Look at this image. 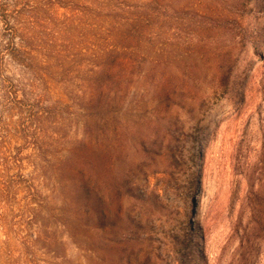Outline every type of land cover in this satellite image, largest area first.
Listing matches in <instances>:
<instances>
[{"label":"rangeland","instance_id":"obj_1","mask_svg":"<svg viewBox=\"0 0 264 264\" xmlns=\"http://www.w3.org/2000/svg\"><path fill=\"white\" fill-rule=\"evenodd\" d=\"M189 72L206 145L196 179L197 150L175 176L188 182L167 213L174 261L264 264L262 234L242 255L249 191L264 187V0H0V264H150L136 244L104 256L99 125L152 103L154 76Z\"/></svg>","mask_w":264,"mask_h":264},{"label":"trees","instance_id":"obj_2","mask_svg":"<svg viewBox=\"0 0 264 264\" xmlns=\"http://www.w3.org/2000/svg\"><path fill=\"white\" fill-rule=\"evenodd\" d=\"M17 31V26L13 25L10 32L16 35ZM11 42L13 52L19 53V43L14 39ZM173 79L181 80L184 86L171 84ZM152 82L156 84L152 103L123 113L114 121L106 113L101 118L97 187L99 228L104 256H108L110 245L115 243L119 258L125 259L129 247L136 244L140 260L158 264L153 260L160 256L162 263L176 264L167 213L171 191L187 187V178L186 184L180 185L176 184L175 176L185 156L192 157V148L199 139L202 142L200 155H204L206 141L201 136L202 125L199 120L194 123L191 120L196 118L206 95H201L199 88L195 89L200 79L191 72L180 76L161 74L157 78L154 76ZM200 101L202 105L199 106ZM209 109L208 105L204 115ZM182 114L188 115L190 120ZM177 195L183 202V191ZM249 196L247 205L251 216L245 228L243 259H248L257 248L255 240L261 234L264 236V216L260 210L264 187L261 192L250 190ZM177 213L183 214V207H178Z\"/></svg>","mask_w":264,"mask_h":264},{"label":"bare ground","instance_id":"obj_3","mask_svg":"<svg viewBox=\"0 0 264 264\" xmlns=\"http://www.w3.org/2000/svg\"><path fill=\"white\" fill-rule=\"evenodd\" d=\"M211 120H212V117H208L207 119L204 120V125H205L206 128H208L210 126ZM201 143L202 142H201L200 139L197 140V142L195 143V150H197V152H196L195 157H193L194 158V163L192 161L191 171H190L191 172L190 175L192 174L191 176H194V177H196V172L198 170V165H199V162H200ZM193 190H194V186L192 185V188H191L190 191H193ZM186 207H187V209L185 211H186L187 214L190 211L193 213V211H192L193 210L192 209V203L190 205L186 204ZM194 234H195L196 251L199 252V250H201L200 249V246H201L200 244L201 243H200V237L198 235V231H196V233H194Z\"/></svg>","mask_w":264,"mask_h":264},{"label":"water","instance_id":"obj_4","mask_svg":"<svg viewBox=\"0 0 264 264\" xmlns=\"http://www.w3.org/2000/svg\"><path fill=\"white\" fill-rule=\"evenodd\" d=\"M195 145V144H194ZM195 146H193V148H192V153H195Z\"/></svg>","mask_w":264,"mask_h":264}]
</instances>
